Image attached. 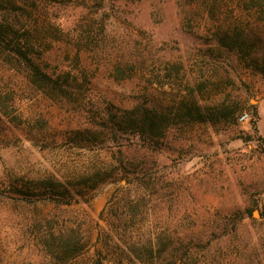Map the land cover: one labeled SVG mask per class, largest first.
<instances>
[{"label": "rangeland", "instance_id": "374dc122", "mask_svg": "<svg viewBox=\"0 0 264 264\" xmlns=\"http://www.w3.org/2000/svg\"><path fill=\"white\" fill-rule=\"evenodd\" d=\"M36 1L39 21H56L74 33L77 24H90L98 32L103 27V41L98 48L79 52L80 65L93 75L88 91L93 104L26 95L23 117L42 119V130L29 124L14 127L0 115V264L47 263L22 227L29 214L7 203L1 192L8 182L20 176L67 181L99 165L114 172L94 190L82 188L68 204L47 199L29 204L39 218L54 217L59 223L84 218L91 227V245L70 264L119 260L122 242L113 211L121 195L135 184L142 191L145 183L153 193L138 230L147 234L165 225L175 230L188 243L183 264H264V72L233 53L206 55L215 46L207 36L211 19L193 14L194 29L184 30L182 0ZM229 12L225 8L222 18ZM253 16L257 19L258 14ZM257 23L252 26L262 40L253 59L263 65L264 20ZM47 43L53 64L77 51L66 41ZM126 57L135 59V70L129 78L116 80L111 71ZM201 70L215 80L223 78L220 97L237 101L239 116L248 113L246 120L174 126L156 147L124 134L113 140L107 130L93 127L101 121L103 99L119 107L149 99L161 104L198 80ZM97 134V140L90 138ZM123 264L144 263L125 258Z\"/></svg>", "mask_w": 264, "mask_h": 264}, {"label": "trees", "instance_id": "16d2710c", "mask_svg": "<svg viewBox=\"0 0 264 264\" xmlns=\"http://www.w3.org/2000/svg\"><path fill=\"white\" fill-rule=\"evenodd\" d=\"M227 7L230 16L222 18L223 10ZM38 8L36 0H0V115L14 127L29 124L31 129L42 130V119L32 117L26 120L23 117V108L28 99L26 95H40L63 104H93L88 98L93 75L80 65L79 52L85 47H100L104 29L102 27L98 32L90 24H77L76 33L73 30L65 31L56 21H39ZM181 8V23L186 31L194 29L191 19L193 14L211 19L207 36L214 41L215 46L206 49V55L233 53L264 72V64L253 59L262 37L256 35L252 26L253 22L264 20L261 13L264 11V0H182ZM253 14H258L257 19ZM47 41H66L75 46L77 51L74 57L65 55L53 64L49 59ZM122 62L111 71V76L116 80L129 78L135 70V59L128 60L126 57ZM179 68L177 65L173 67L177 74ZM212 70L213 74L217 73L216 68L212 67ZM212 77L206 76L205 71L201 70L198 80L189 82L184 91L176 92L161 104L149 99L119 107L103 99L101 121L93 127L107 130L113 140L124 134L156 147L174 126L231 119L237 122L240 104L222 99L223 78L215 80ZM217 95L219 98H215ZM83 134L81 130L77 137ZM90 138L97 140L98 134ZM118 161L123 164L122 158ZM112 172V168L99 165L90 173L67 181L50 176H20L12 178L2 189L7 203L29 214V222H25L22 227L35 239V246L43 252L46 264H70L91 245L92 229L84 218L69 217L60 223L54 217L39 218L29 209V204L40 199H47L56 205L68 204L71 198L81 193L82 188L94 190L111 177ZM145 186L144 190L139 191V185L135 184L131 192L121 195L117 209L113 211L118 238L122 242L119 260L113 264H123L125 258L144 264H183L188 243H184L175 230L170 231L166 225L147 234L138 230L137 224L143 221L151 200L149 195L153 193L148 183Z\"/></svg>", "mask_w": 264, "mask_h": 264}, {"label": "built area", "instance_id": "2783aa9c", "mask_svg": "<svg viewBox=\"0 0 264 264\" xmlns=\"http://www.w3.org/2000/svg\"><path fill=\"white\" fill-rule=\"evenodd\" d=\"M248 118V113H242L240 116H239V120L240 121H244Z\"/></svg>", "mask_w": 264, "mask_h": 264}, {"label": "water", "instance_id": "95a60500", "mask_svg": "<svg viewBox=\"0 0 264 264\" xmlns=\"http://www.w3.org/2000/svg\"><path fill=\"white\" fill-rule=\"evenodd\" d=\"M254 215H255V216H257V215H258V213L256 212V214L254 213Z\"/></svg>", "mask_w": 264, "mask_h": 264}]
</instances>
